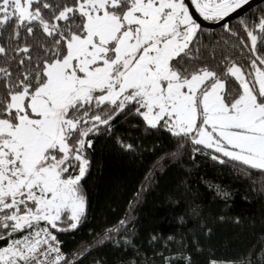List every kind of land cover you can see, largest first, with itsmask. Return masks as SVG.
<instances>
[{
  "label": "snow or ice",
  "instance_id": "obj_1",
  "mask_svg": "<svg viewBox=\"0 0 264 264\" xmlns=\"http://www.w3.org/2000/svg\"><path fill=\"white\" fill-rule=\"evenodd\" d=\"M246 5L250 0H0V264H83L93 244L105 242L131 252L120 264H156L135 242L131 210L74 251L59 239L86 219L95 138L101 129L111 134L122 114L167 132L172 160L190 148L193 161L207 155L250 179L264 177V8L240 19L238 29L229 26ZM193 9L235 38L230 54L204 55ZM252 183L264 194V182ZM189 215L191 241L171 255L160 247L167 250L174 236H150L162 264H199V236L212 229L199 222L195 202ZM178 222L187 223L184 216ZM260 235L258 250L232 258L209 251L205 264H264V228Z\"/></svg>",
  "mask_w": 264,
  "mask_h": 264
},
{
  "label": "trees",
  "instance_id": "obj_2",
  "mask_svg": "<svg viewBox=\"0 0 264 264\" xmlns=\"http://www.w3.org/2000/svg\"><path fill=\"white\" fill-rule=\"evenodd\" d=\"M264 8V2L246 14L229 22L238 29L239 21ZM200 43L205 56L220 59L230 54L235 38L230 37L222 27H202ZM130 143L134 152L125 151L117 140ZM173 138L163 130L147 129L138 117L123 114L114 121V129L107 134L101 129L93 145V169L86 179L85 191L89 207L86 219L74 232L60 234L65 251H74L84 242L92 243L97 234L116 224L131 210L135 217V242L141 246L156 264H162L149 247L151 235H162L167 241L169 235L174 242L167 243V250L159 245L165 256L177 251L182 240L191 241L189 229L193 218L189 205L193 202L201 208L200 223L212 229L210 237L199 236L204 246L200 254H193L199 264H205L207 253L223 257H238L253 246H259L261 230L264 228V194L255 191L256 184L264 177L253 173L251 179L230 163L220 164L207 155L191 157V149L180 161L169 158L173 151ZM217 187L223 191L217 192ZM140 192L137 200L136 193ZM229 193L225 200L224 192ZM130 201L133 202L130 209ZM184 216L186 224L181 225L179 217ZM223 216L221 222L218 218ZM239 218V224L235 223ZM131 252L113 247L110 242L96 245L85 255L83 264H120ZM255 259V257H253Z\"/></svg>",
  "mask_w": 264,
  "mask_h": 264
},
{
  "label": "water",
  "instance_id": "obj_3",
  "mask_svg": "<svg viewBox=\"0 0 264 264\" xmlns=\"http://www.w3.org/2000/svg\"><path fill=\"white\" fill-rule=\"evenodd\" d=\"M263 2H264V0H250V6L246 5L244 9H241L239 11V15L233 14L232 18L230 19V22L239 18L240 16L246 14L249 10H251L252 8H254L255 6H257ZM193 14H194V18H196L197 21L199 23H201L202 27H204V28L217 29V28L221 27L220 23L204 21L202 17H199L198 13H196L194 9H193Z\"/></svg>",
  "mask_w": 264,
  "mask_h": 264
},
{
  "label": "built area",
  "instance_id": "obj_4",
  "mask_svg": "<svg viewBox=\"0 0 264 264\" xmlns=\"http://www.w3.org/2000/svg\"><path fill=\"white\" fill-rule=\"evenodd\" d=\"M60 239V238H59Z\"/></svg>",
  "mask_w": 264,
  "mask_h": 264
},
{
  "label": "flooded vegetation",
  "instance_id": "obj_5",
  "mask_svg": "<svg viewBox=\"0 0 264 264\" xmlns=\"http://www.w3.org/2000/svg\"><path fill=\"white\" fill-rule=\"evenodd\" d=\"M208 29V28H207Z\"/></svg>",
  "mask_w": 264,
  "mask_h": 264
}]
</instances>
